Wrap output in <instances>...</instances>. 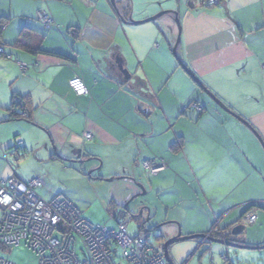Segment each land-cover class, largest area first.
Here are the masks:
<instances>
[{"label": "crops", "instance_id": "crops-1", "mask_svg": "<svg viewBox=\"0 0 264 264\" xmlns=\"http://www.w3.org/2000/svg\"><path fill=\"white\" fill-rule=\"evenodd\" d=\"M114 2L111 9L108 0H0V41L10 57L0 58V181L14 173L23 182L40 179L39 197L61 195L77 209L68 193L46 189L45 170L60 168L90 186L103 183L100 202L121 208L143 188L142 163L155 160L166 166L153 187L170 236L178 228L181 237L205 236L215 221L217 237H226L246 213L242 206L264 202V152L252 133L264 143V0H218L209 8L199 0ZM158 14L145 25L129 23ZM21 36L42 53L15 48ZM174 48L251 130L204 94ZM74 77L86 96L68 88Z\"/></svg>", "mask_w": 264, "mask_h": 264}, {"label": "built area", "instance_id": "built-area-1", "mask_svg": "<svg viewBox=\"0 0 264 264\" xmlns=\"http://www.w3.org/2000/svg\"><path fill=\"white\" fill-rule=\"evenodd\" d=\"M215 3V0H201L199 6L205 8ZM38 18L48 27V18L42 14ZM19 68L25 72V67ZM68 87L77 97L87 94L77 77L69 80ZM84 139L90 140V134H84ZM142 168L147 176L155 177L165 170V164L145 161ZM42 185L37 178L23 182L12 176L0 181V251L22 245L35 255L37 264H167L163 253L150 247L143 235H128V218L122 208L109 214L116 223L115 229L92 225L81 218L65 197L44 201L36 193ZM244 219L247 225H252L256 215L248 213ZM217 226L215 223L204 241L217 236ZM0 264L11 263L0 257Z\"/></svg>", "mask_w": 264, "mask_h": 264}, {"label": "rangeland", "instance_id": "rangeland-1", "mask_svg": "<svg viewBox=\"0 0 264 264\" xmlns=\"http://www.w3.org/2000/svg\"><path fill=\"white\" fill-rule=\"evenodd\" d=\"M109 6L112 9V5L110 4ZM137 87H142L141 81L137 82ZM13 147H16L15 144ZM16 152L19 151H12L13 154ZM6 153L8 154L9 151ZM88 174L89 172H87V175ZM141 174L143 185L142 190H139L138 195L129 198L127 202L121 206L122 208L126 205L125 213L128 218L127 233L130 237H136L138 234L143 235L148 241L150 247L154 248L157 252H162L163 242L172 238L167 231L172 225H165L167 222H162V219L166 215V211L165 208L160 205L159 201L160 199L162 201L163 198L158 196L159 192L153 187V182L156 180L155 177H148L144 173ZM44 175L47 177L46 189L54 192L55 195L58 193H68L71 196V199L74 200L77 209L81 213L82 219L92 225L105 226L111 230L116 228V223L110 219L109 214L114 212L118 213L121 209L119 207L115 208V206V209L112 208V206L107 208L100 202L99 196H103L105 193L101 191L100 187L103 183H101V185L100 183H93L94 185L90 186L81 181L79 176H76L69 171L64 172L60 168L45 170ZM93 175L98 176L96 172H93L89 176ZM260 180L264 183V174L263 177H260ZM158 186L163 187L162 184ZM223 192L226 193L228 191L223 190ZM39 193L44 201L50 200L42 192ZM191 193V190L187 189V194ZM212 193H215L213 188L208 190L209 199H211ZM237 194L238 197L236 198H240L239 191ZM214 202L215 204L217 203L216 201ZM260 203L262 204H258L256 208L251 209L252 212L258 216L259 220L257 224L247 225L243 217L238 218L239 220H237V223L238 221L239 223H236L229 230L227 239L222 241L234 243L245 248L264 247V202ZM242 207L241 211L244 212L246 206ZM214 223L215 221L213 224ZM216 229L220 230L219 226H217ZM234 230H238L240 234L233 236L232 232ZM222 233L225 234L224 232ZM214 237L216 236L210 238L209 242ZM157 238H162V241L157 240ZM199 242L200 241L196 239L175 243L170 246V250L168 249V254L176 264H264V249L256 251L236 250L217 243H206L198 246ZM189 256L190 258L188 259ZM221 256H226L228 262L224 263ZM0 257L11 264H37L35 255L26 250L22 245H19L12 250L4 249L0 251Z\"/></svg>", "mask_w": 264, "mask_h": 264}, {"label": "water", "instance_id": "water-1", "mask_svg": "<svg viewBox=\"0 0 264 264\" xmlns=\"http://www.w3.org/2000/svg\"><path fill=\"white\" fill-rule=\"evenodd\" d=\"M109 3L113 6V8L115 7V2H114V0H109ZM168 13H173V12H165L164 14H167L168 15ZM174 15H175V13H173ZM161 16V14H158V15H156V16H154V17H152V18H149V19H147V20H144V21H141V22H132V21H130L129 23L131 24V25H134V26H137V25H145V24H148V23H151V22H154L155 20H157V18H159ZM175 24H176V27H177V32H178V34H177V37H176V42H175V47H177L178 45H179V43H180V32H181V28H180V25H179V22H178V20L177 19H175ZM173 55H175V48L173 49ZM175 58H176V60H177V62H178V64H179V66L183 69V71H185L186 72V74L193 80V82L204 92V94H206V96L210 99V100H212V102L214 103V104H216L221 110H223V111H225V112H227L229 115H231L232 117H234V118H237V117H235L234 115H232V113L229 111V110H227L223 105H222V103L219 101V100H217L216 98H215V96L213 95V94H211L205 87H203V85L199 82V80L191 73V72H189L186 68H185V66H183V64L178 60V58H177V56L175 55ZM124 74H125V72H124ZM127 75V74H126ZM243 125H245L247 128H249L250 129V127L243 121V120H241V119H239V118H237ZM251 130V129H250ZM252 133H253V135H254V137L256 138V140L258 141V143L260 144V146H261V148H262V150H263V152H264V143H263V141L260 139V137L254 132V131H252ZM88 175H90V173L88 174ZM134 185L135 186H137V187H141V186H139V185H137V184H135L134 183ZM144 194V193H143ZM142 194V195H143ZM122 210L124 211V212H126V205L124 206V207H122ZM240 234V232L238 231V230H234L233 232H232V235L233 236H236V235H239ZM205 236L204 235H199V236H191V237H181V233H180V230H179V228H178V230H177V234H176V236H174V237H172V238H170V239H168V240H166L165 242H163V245H162V253H163V255H164V258H165V260H166V262H167V264H173L172 262H171V259H170V257H169V254H168V249L170 248V246L171 245H173V244H175V243H180V242H186V241H191V240H195V239H201V238H204ZM157 240H161L162 241V238H157ZM214 243H217V244H221V245H223V246H225V247H227V248H231V249H236V250H251V251H256V250H262V249H264V247H259V248H245V247H240L239 245H237V244H234V243H230V242H225V241H221V240H211L210 241V244H214ZM221 259L224 261V262H228V258L226 257V256H221Z\"/></svg>", "mask_w": 264, "mask_h": 264}, {"label": "trees", "instance_id": "trees-1", "mask_svg": "<svg viewBox=\"0 0 264 264\" xmlns=\"http://www.w3.org/2000/svg\"><path fill=\"white\" fill-rule=\"evenodd\" d=\"M199 1H201V0H199ZM38 14H42L43 16H45L46 18H48L47 17V15L45 14V13H42V12H37V18H38ZM49 19V18H48ZM50 20V24L48 25V27H50L51 26V24H52V20L51 19H49ZM5 21L6 20H4V19H1L0 18V38H1V34H2V31H3V27L5 26ZM38 21H40L39 20V18H38ZM26 37L27 36H25V37H22L21 36V39H19V40H17L15 43H14V47L15 48H17V49H23V50H27V51H29L30 53H32V54H39V53H42L41 51H30V50H28V47H25V43L24 42H26ZM23 38V39H22ZM0 47L2 48V50H3V55H1V57L0 58H6V59H10V57L8 56V55H6L5 54V52H4V44H3V42H1L0 41ZM19 66H23V65H18V68H19ZM23 67H25V66H23ZM21 71V70H20ZM27 71V68L25 67V72ZM25 72L23 73V74H25ZM69 82V81H68ZM69 88V87H68ZM87 95V94H86ZM85 95V96H86ZM82 97H84V96H82ZM21 105H22V102H21V100L20 99H18V98H13V106H17V107H19L20 109H21ZM14 108V107H13ZM201 112V110L199 111V113ZM21 113V112H20ZM24 113V112H23ZM21 115H24V114H20V117H22ZM24 116H26V115H24ZM15 117H18V116H15ZM172 148L174 149H177V146L176 145H173L172 146ZM174 149V150H175ZM142 166V165H141ZM165 169H166V166H165ZM165 171V170H164ZM163 171V172H164ZM162 172V173H163ZM161 173V174H162ZM160 175V174H159ZM13 176H16L15 175V173H14V175ZM158 176V175H157ZM17 177V176H16ZM149 177V176H148ZM18 178V177H17ZM19 179V178H18ZM20 180V179H19ZM6 181V180H5ZM58 196H61V195H58ZM64 197V196H63ZM258 206V204L256 205V204H251V205H248V206H246V213L242 216L243 218L245 217V215L246 214H248V213H251V209L252 208H256ZM121 209V208H120ZM253 213V212H252ZM255 214V213H254ZM256 215V214H255ZM256 221H257V216H256ZM256 221L254 222V224L256 223ZM216 223V222H215ZM215 223L212 225V227L215 225ZM254 224H252V225H254ZM211 227V228H212ZM208 234V233H207ZM224 263H226V262H224Z\"/></svg>", "mask_w": 264, "mask_h": 264}, {"label": "bare ground", "instance_id": "bare-ground-1", "mask_svg": "<svg viewBox=\"0 0 264 264\" xmlns=\"http://www.w3.org/2000/svg\"><path fill=\"white\" fill-rule=\"evenodd\" d=\"M109 1V0H108ZM219 234V233H218ZM217 237V236H216ZM214 237V238H216ZM200 242L198 243L199 245L198 246H201L203 244H206V243H210L209 241H204V238H201V239H198ZM212 240H216V239H212Z\"/></svg>", "mask_w": 264, "mask_h": 264}, {"label": "flooded vegetation", "instance_id": "flooded-vegetation-1", "mask_svg": "<svg viewBox=\"0 0 264 264\" xmlns=\"http://www.w3.org/2000/svg\"><path fill=\"white\" fill-rule=\"evenodd\" d=\"M216 1V3H215V5L214 6H216L217 4H218V0H215ZM210 7H213V6H210ZM205 8H209V7H205ZM228 236V235H227ZM227 236L225 237V236H222L221 238H214V239H216V240H226L227 239Z\"/></svg>", "mask_w": 264, "mask_h": 264}]
</instances>
